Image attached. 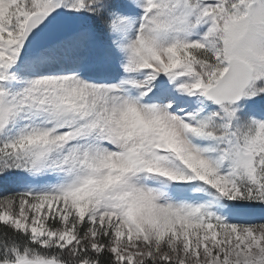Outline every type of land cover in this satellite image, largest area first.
<instances>
[{
  "label": "snow or ice",
  "instance_id": "snow-or-ice-1",
  "mask_svg": "<svg viewBox=\"0 0 264 264\" xmlns=\"http://www.w3.org/2000/svg\"><path fill=\"white\" fill-rule=\"evenodd\" d=\"M0 264H264V0H0Z\"/></svg>",
  "mask_w": 264,
  "mask_h": 264
}]
</instances>
